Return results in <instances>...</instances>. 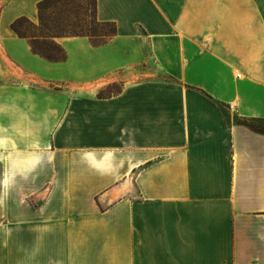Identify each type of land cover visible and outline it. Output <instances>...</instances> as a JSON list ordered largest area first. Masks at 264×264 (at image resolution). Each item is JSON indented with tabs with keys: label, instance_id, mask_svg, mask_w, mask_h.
I'll use <instances>...</instances> for the list:
<instances>
[{
	"label": "crops",
	"instance_id": "obj_1",
	"mask_svg": "<svg viewBox=\"0 0 264 264\" xmlns=\"http://www.w3.org/2000/svg\"><path fill=\"white\" fill-rule=\"evenodd\" d=\"M41 1L0 0V264H264V0H97L58 63Z\"/></svg>",
	"mask_w": 264,
	"mask_h": 264
},
{
	"label": "trees",
	"instance_id": "obj_2",
	"mask_svg": "<svg viewBox=\"0 0 264 264\" xmlns=\"http://www.w3.org/2000/svg\"><path fill=\"white\" fill-rule=\"evenodd\" d=\"M72 0H43L38 4V23L35 24L27 17L16 19L11 29L22 39L29 42L34 54L39 55L52 63L67 60L65 49L55 41L56 38L66 37H89L94 46H102L105 43H97L96 39L115 36L116 25L111 22L101 23L97 19V0H83L89 8H93L96 25L102 26L104 34L97 35L95 29L87 28L83 22L82 14L84 7L72 8ZM73 10V11H72ZM72 18H75L72 20ZM92 22V23H93ZM107 28V29H105ZM99 97L104 95L98 94ZM237 124L243 125L252 131L264 135V119H241L236 118Z\"/></svg>",
	"mask_w": 264,
	"mask_h": 264
},
{
	"label": "rangeland",
	"instance_id": "obj_3",
	"mask_svg": "<svg viewBox=\"0 0 264 264\" xmlns=\"http://www.w3.org/2000/svg\"><path fill=\"white\" fill-rule=\"evenodd\" d=\"M72 8H76L77 6H80V7H84L85 9V14H82V18H83V22L86 24L87 28H90V29H95L97 35H101V34H104L105 31L102 29L103 27L102 26H98L96 25L94 22H93V17H94V11H93V8H89L87 5H86V2H84L83 0H72L70 2ZM73 11V10H72ZM75 18H72V20H74ZM93 22V23H92ZM38 23V22H37ZM35 23V24H37ZM107 29V28H105ZM8 31H12L13 30H8ZM86 38L89 39V37L87 36H84ZM114 36H111V37H106V38H98L96 39L97 43H108ZM67 38H71V37H66V36H62V37H58L55 39V41L57 43L60 44L63 43ZM90 40V39H89ZM91 43H92V40H90ZM61 45V44H60ZM41 57V56H40ZM43 58V57H42ZM45 59V58H43ZM47 60V59H45ZM5 62L3 63H0V81H5V80H17V78H15V74L16 73H12L8 70H6L5 68ZM122 88V84L120 82H116V83H113L109 86H106L102 89L99 90L98 94H101V95H104V96H108V95H113V94H116L118 93ZM230 113V111H229ZM230 119H231V116H229ZM233 118V121H234V118H236V115L235 116H232Z\"/></svg>",
	"mask_w": 264,
	"mask_h": 264
}]
</instances>
